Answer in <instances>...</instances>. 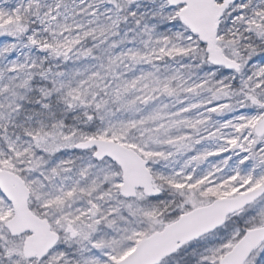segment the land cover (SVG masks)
<instances>
[{
    "label": "snow or ice",
    "instance_id": "obj_1",
    "mask_svg": "<svg viewBox=\"0 0 264 264\" xmlns=\"http://www.w3.org/2000/svg\"><path fill=\"white\" fill-rule=\"evenodd\" d=\"M0 264H264V0H0Z\"/></svg>",
    "mask_w": 264,
    "mask_h": 264
}]
</instances>
